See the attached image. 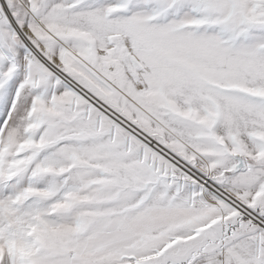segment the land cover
<instances>
[{"label": "snow or ice", "instance_id": "6c2138e0", "mask_svg": "<svg viewBox=\"0 0 264 264\" xmlns=\"http://www.w3.org/2000/svg\"><path fill=\"white\" fill-rule=\"evenodd\" d=\"M0 264H264V0H0Z\"/></svg>", "mask_w": 264, "mask_h": 264}]
</instances>
